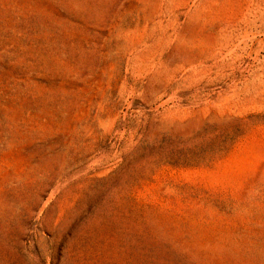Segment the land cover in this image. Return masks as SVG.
<instances>
[{
    "label": "rangeland",
    "instance_id": "obj_1",
    "mask_svg": "<svg viewBox=\"0 0 264 264\" xmlns=\"http://www.w3.org/2000/svg\"><path fill=\"white\" fill-rule=\"evenodd\" d=\"M0 264H264V0H0Z\"/></svg>",
    "mask_w": 264,
    "mask_h": 264
}]
</instances>
